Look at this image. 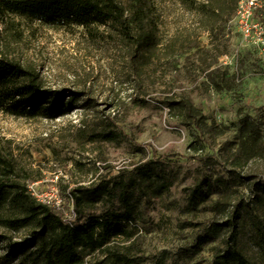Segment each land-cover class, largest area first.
Returning a JSON list of instances; mask_svg holds the SVG:
<instances>
[{"label": "rangeland", "instance_id": "1", "mask_svg": "<svg viewBox=\"0 0 264 264\" xmlns=\"http://www.w3.org/2000/svg\"><path fill=\"white\" fill-rule=\"evenodd\" d=\"M146 1L159 44L176 34L172 45L181 41L187 48L178 62L163 50L140 76L130 68L133 49L110 23L87 31L68 21L9 16L13 25L0 40L4 50L34 65L44 88L63 96L66 107L53 118L44 110L27 116L0 108V153L13 156L29 193L62 211L66 221L75 215L67 199L71 188L121 181L132 193L128 234L113 240L107 252L82 251L81 264H117L111 254L126 255L131 264H212L215 252L225 248L264 264V41L243 42L230 15L208 21L189 8L193 0ZM263 8L254 17L264 23L258 16ZM182 94L205 114V132L183 124L180 113L166 107V96ZM244 115L258 124L263 140L249 160L239 148ZM110 128L116 140L95 139V132ZM143 164L150 168L148 178L141 176ZM202 178L226 184L193 203L191 191ZM105 206L99 201L87 210L99 213ZM21 213L22 203L11 196L0 207L3 216ZM215 222L218 237L197 249L196 237ZM30 237L28 227L0 224V264H38L29 254ZM14 242L29 251L13 252Z\"/></svg>", "mask_w": 264, "mask_h": 264}, {"label": "trees", "instance_id": "2", "mask_svg": "<svg viewBox=\"0 0 264 264\" xmlns=\"http://www.w3.org/2000/svg\"><path fill=\"white\" fill-rule=\"evenodd\" d=\"M0 0V40L6 35L13 22L9 20L11 14H27L50 21H68L82 26L90 31L94 25L106 23L121 31V40L133 49L129 54L132 72L140 76L154 59L162 57V51L174 54V61L185 52L184 42H177L174 47L172 41L177 39L172 35L169 41L160 45L156 34L157 22L151 16V8L146 0ZM238 0H193L189 7L196 13L215 21L218 16L234 14ZM127 3V4H126ZM264 21V8L258 13ZM205 23V29L212 33L213 24ZM15 30H19L16 27ZM128 31H133L132 37ZM127 37V39H125ZM132 38V39H131ZM174 39V40H172ZM178 40V39H177ZM1 43V42H0ZM168 53V54H169ZM167 55V54H166ZM79 99L77 92L68 93ZM63 96L56 91L46 90L42 78L32 64H22L10 56L0 44V108L15 115H37L44 110L48 117H56L65 109ZM143 101V100H142ZM165 105L170 110H177L181 121L185 125H193L203 133L209 129L207 118L202 111L184 94L178 98L165 97ZM83 118L81 121H84ZM112 126L120 129L117 122L108 118ZM240 127V149L245 160L262 150L263 140L260 128L249 115H244ZM115 129H104L95 132V139L114 141L117 139ZM121 131V130H120ZM141 147V146H139ZM142 178L150 176V168L144 164L140 166ZM250 175L247 176L249 178ZM226 184L211 178H202L191 191L190 200L199 203ZM11 196L13 200L22 203L21 215L7 217L0 214V224L19 229L28 227L30 244L33 249L29 254L38 264H81L82 251L107 252L113 240L128 234L125 223L134 219L135 210L132 193L124 187L121 181L100 188L79 185L71 188L67 199L72 203L75 213L73 219L66 221L59 211L50 205L36 200L28 191L26 180L16 168L12 155L0 153V207ZM105 202L106 206L99 213L87 210L90 203ZM240 217V209L233 212ZM220 232V224H211L208 230L196 237L195 247L202 246L215 240ZM4 239V238H1ZM13 252L24 253L29 247L23 242L10 244ZM113 263L131 264L126 255H112ZM162 264V263H161ZM212 264H251L247 257L238 249L225 248L222 252H215Z\"/></svg>", "mask_w": 264, "mask_h": 264}, {"label": "built area", "instance_id": "3", "mask_svg": "<svg viewBox=\"0 0 264 264\" xmlns=\"http://www.w3.org/2000/svg\"><path fill=\"white\" fill-rule=\"evenodd\" d=\"M262 6H264V0H238L237 2L230 21L236 26L245 43L260 44L264 41V23L254 17L256 10Z\"/></svg>", "mask_w": 264, "mask_h": 264}]
</instances>
